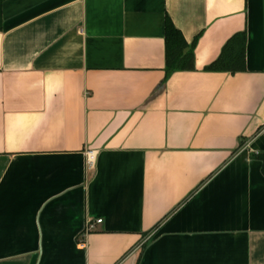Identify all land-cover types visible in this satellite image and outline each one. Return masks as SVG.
Listing matches in <instances>:
<instances>
[{"label":"crops","instance_id":"0c3cea01","mask_svg":"<svg viewBox=\"0 0 264 264\" xmlns=\"http://www.w3.org/2000/svg\"><path fill=\"white\" fill-rule=\"evenodd\" d=\"M261 152L264 0L2 2L0 264H264Z\"/></svg>","mask_w":264,"mask_h":264},{"label":"trees","instance_id":"16d2710c","mask_svg":"<svg viewBox=\"0 0 264 264\" xmlns=\"http://www.w3.org/2000/svg\"><path fill=\"white\" fill-rule=\"evenodd\" d=\"M4 0H0V28H1V4ZM165 49L167 70L172 69H187L193 65L192 48L196 43L195 37L191 43L190 49H187V43L184 40L181 32L172 24L167 17L165 24ZM246 44V36L244 32L236 33L230 37L222 48L220 56L211 63L206 69L211 70H231L241 69L240 61L243 60ZM257 157L262 161V170L264 173V152L257 154Z\"/></svg>","mask_w":264,"mask_h":264},{"label":"built area","instance_id":"2783aa9c","mask_svg":"<svg viewBox=\"0 0 264 264\" xmlns=\"http://www.w3.org/2000/svg\"><path fill=\"white\" fill-rule=\"evenodd\" d=\"M97 221H100L99 219Z\"/></svg>","mask_w":264,"mask_h":264}]
</instances>
